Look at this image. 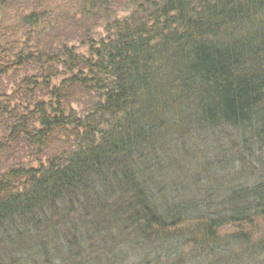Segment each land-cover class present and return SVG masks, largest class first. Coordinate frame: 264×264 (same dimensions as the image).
Returning a JSON list of instances; mask_svg holds the SVG:
<instances>
[{"label": "trees", "instance_id": "trees-1", "mask_svg": "<svg viewBox=\"0 0 264 264\" xmlns=\"http://www.w3.org/2000/svg\"><path fill=\"white\" fill-rule=\"evenodd\" d=\"M122 3L131 11L89 39L87 56L65 43L0 56V79L37 71L19 74L9 94L0 87V264H120L122 247L139 244L264 264V0ZM214 135L256 146L248 163L239 150L229 170L214 156L225 187L190 147ZM256 220L254 239L246 227ZM226 227L234 230L221 240Z\"/></svg>", "mask_w": 264, "mask_h": 264}, {"label": "rangeland", "instance_id": "rangeland-1", "mask_svg": "<svg viewBox=\"0 0 264 264\" xmlns=\"http://www.w3.org/2000/svg\"><path fill=\"white\" fill-rule=\"evenodd\" d=\"M89 1L90 0H37L36 2L9 3L0 6V56L5 58L6 61L13 60L18 53L24 54L29 53V51L36 52V50L45 49L48 46L56 47L61 45V43H65L69 47H73L77 53L87 56V42L89 39L98 41L105 38L107 35L105 31L106 23H109L115 18L121 19L131 11V6L128 3L127 7H124L122 3L124 0H106L105 5H103L101 9L92 8L91 3V5L87 4V6H84L86 4L83 3H88ZM95 1L102 2V0ZM85 8L86 10L88 9V13L83 10ZM22 72L30 74L37 71L31 67L29 69L20 68L19 72L9 70L6 76L1 77L0 87H7L6 92L9 94V86L18 85V76ZM15 95L18 97L16 96V99L15 97L11 98L10 101L12 104L18 103V98L21 96L19 94ZM79 108L80 107L76 103L73 104V109ZM225 138L224 135H218L217 137L214 135L213 138L207 137V139H197L196 144L191 141L193 143L190 145V147L196 146L195 148H200L202 150L201 152L205 153L200 164L204 166L212 164L209 169L206 168V171H208V175L212 176V178L215 177L222 186L225 183V185H231L229 183V177H226V171L224 174H222V171L227 168L229 170V167L231 168L234 166L236 168L238 166L235 163L232 165L230 159L237 156L240 150L232 146L233 141H229L231 139L229 136L228 139ZM238 144L239 146L242 145L239 141ZM52 146L48 152H46L47 156L57 152L59 147H61V142H55ZM210 150L213 151L208 152ZM240 151L245 155V159L243 160L245 163H248L249 160L251 161L257 153L256 146H241ZM249 154L251 156H249ZM216 155H221L220 158L224 159V163H229L225 165V169L217 170V167H220V163L217 164L213 161ZM19 157L21 158L19 159L21 162L32 163L33 166L37 164V160L34 161L33 158L27 154H21ZM258 161L259 168L257 170L259 172L256 171V176L257 174L262 176L261 172L264 171V153L261 154ZM12 162L13 161H10V164ZM186 164V168L193 169L196 167V165L193 166L190 160H188ZM193 175L194 181L198 186L204 189L205 187L202 186H205V176L203 177L199 173L197 176L194 172ZM239 183H241L240 181L238 185H241ZM234 184H237V182ZM246 229L252 230L253 233L251 231L248 232L251 233L252 238L256 239L262 227L256 220L252 227H246ZM233 230L232 228L226 227L224 231L220 233V239L222 240L225 234H230ZM201 239L202 237H199L198 240ZM165 246L169 249H174L176 245L173 241L168 240ZM147 247L148 245L139 244L133 247V252L125 245L120 251L121 254H119V256L122 255L120 264H176V261H179V263L181 262V264H216V262H213L214 259H212V256L205 252L199 253L198 251L191 250L188 245L181 246L180 253L177 254L161 251L145 252ZM234 248L235 246H233L231 250H234ZM216 249L219 250V247ZM223 250L226 252L230 251L227 248H223ZM100 264L108 263L103 262Z\"/></svg>", "mask_w": 264, "mask_h": 264}]
</instances>
